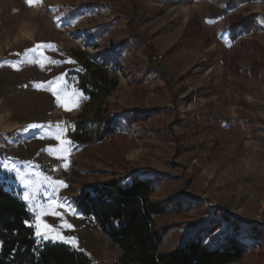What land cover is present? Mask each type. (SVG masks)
I'll return each instance as SVG.
<instances>
[{
    "label": "rangeland",
    "instance_id": "rangeland-1",
    "mask_svg": "<svg viewBox=\"0 0 264 264\" xmlns=\"http://www.w3.org/2000/svg\"><path fill=\"white\" fill-rule=\"evenodd\" d=\"M206 1L222 8L235 1L231 16H255L258 30L237 44L242 40V53L260 58L253 43L264 48V0ZM194 17L200 36L185 37ZM37 44L50 47L43 56H25ZM233 50L229 21L208 18L200 0H40L31 6L0 0V185L26 204L36 241L65 244L91 264H121V250L76 212L73 200L133 172L167 179L170 187L159 197L178 193L192 212L187 222L207 228L217 220L221 227L206 237L208 246L237 233L252 250L243 264H264V241L252 233V227L264 230V82L247 71L248 57L239 76L226 74ZM75 52L102 58L118 81L103 110L120 126L103 140L85 113L90 100L69 75L77 69ZM60 76L66 83L58 102L46 82ZM66 140L72 142L67 152ZM53 201L62 205L56 209L62 218L37 219ZM37 223L49 239L36 236ZM171 247L167 238L163 250Z\"/></svg>",
    "mask_w": 264,
    "mask_h": 264
},
{
    "label": "trees",
    "instance_id": "trees-1",
    "mask_svg": "<svg viewBox=\"0 0 264 264\" xmlns=\"http://www.w3.org/2000/svg\"><path fill=\"white\" fill-rule=\"evenodd\" d=\"M203 2L208 18L224 17L229 21L230 39L233 52L225 59L226 74L239 76L240 62L250 58L249 71L252 77L264 82V48L253 43L255 54L260 58L242 53L245 42L237 40L258 30L255 16H231L229 10L235 1L222 8L206 0ZM197 17L190 21L185 37H199ZM92 38V37H90ZM77 69L69 72L76 77L79 90L90 103L86 115H93L91 125L98 129L99 139L106 138L120 126L117 120L109 119L103 110L106 99L118 87V81L108 73V64L102 58L75 52ZM243 103V100H241ZM104 114V115H103ZM127 119V118H126ZM129 119H132L129 118ZM127 122L130 123V121ZM76 140L82 142L79 127ZM170 187V182L160 176L141 179L133 172H126L122 178L107 184L94 185L80 193L73 200L79 214L90 220L122 252L121 264H243L252 253L249 246L239 240L237 233L226 235L217 247L206 244V237L216 233L221 224L212 219L209 227L202 222L189 223L190 208L180 200L178 193L159 197V191ZM196 210L209 215L208 210ZM218 216L230 221L232 215L216 207ZM33 216L25 203L0 185V264H91L89 258L62 243H38L32 226ZM188 229V232H180ZM235 229L239 232L240 226ZM254 238L264 241V230L252 227ZM172 242L169 250H163L166 239Z\"/></svg>",
    "mask_w": 264,
    "mask_h": 264
},
{
    "label": "snow or ice",
    "instance_id": "snow-or-ice-1",
    "mask_svg": "<svg viewBox=\"0 0 264 264\" xmlns=\"http://www.w3.org/2000/svg\"><path fill=\"white\" fill-rule=\"evenodd\" d=\"M25 2H26V4H28L29 6H31V5H33L34 3L40 2V0H25ZM47 47H50V45H41V44H37L35 47L30 48V49H27L26 52H25V56H27V54H28L29 52H34V53H37L38 56H43L44 54H43L42 49L47 48ZM17 55H20V54L17 53ZM45 59H47V60H48L50 63H52V64H57V63H59V62H57V61L52 60L50 57H45ZM22 62H23V61H21V63H22ZM40 66H41V68L44 67L43 64H41ZM57 82H60V87H59V88H56V89H53V85H56ZM65 83H66V81H63L62 76H60V77H55L53 80H50V81H47V82H46V84H47V89L50 90V91H52V94H53L54 96L57 97L58 102H59V100H60V91L63 89V85H64ZM66 95L75 96V91H73L72 93H66ZM62 106H63V105H62ZM31 127L35 128V127H37V125H31ZM56 138L59 139V135H57ZM63 143H64V145H65L63 150H64L65 152L70 151L71 143H72V142L66 140V141H64ZM4 167H5L9 172H17V175H18V170L14 169V168H8L7 165H5ZM20 179L23 181V180H24V177H20ZM44 179L47 180L48 178L45 177ZM57 183H58V184H62L63 182H62V181H59V182H57ZM30 186H31L30 183L27 182V181H25V187H30ZM37 190H38V187H37ZM24 198H25L26 200H27V199H31V196H25ZM60 207H62V205H60L59 203H57V202H55V201L49 203L48 206H47L46 208H44L41 212H38V213H37V219H39V216H40V215H54V216H59V217L62 218L61 213L58 212V211H56V209H57V208H60ZM43 226H44V228L48 229V231H54V230H55V229L53 228L52 225H47V224H45V225H43ZM65 226L68 227V228H72V225H71V224H66ZM35 227H36V236H37V237H41V236H43L44 239H49V236H48V232H47V231L41 233V231H40L41 224H40V223H37V224L35 225Z\"/></svg>",
    "mask_w": 264,
    "mask_h": 264
},
{
    "label": "bare ground",
    "instance_id": "bare-ground-1",
    "mask_svg": "<svg viewBox=\"0 0 264 264\" xmlns=\"http://www.w3.org/2000/svg\"><path fill=\"white\" fill-rule=\"evenodd\" d=\"M5 127V126H4Z\"/></svg>",
    "mask_w": 264,
    "mask_h": 264
}]
</instances>
